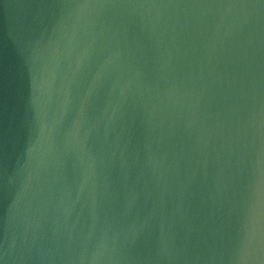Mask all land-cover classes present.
<instances>
[{
    "label": "water",
    "instance_id": "obj_1",
    "mask_svg": "<svg viewBox=\"0 0 264 264\" xmlns=\"http://www.w3.org/2000/svg\"><path fill=\"white\" fill-rule=\"evenodd\" d=\"M0 264H264V0H0Z\"/></svg>",
    "mask_w": 264,
    "mask_h": 264
}]
</instances>
